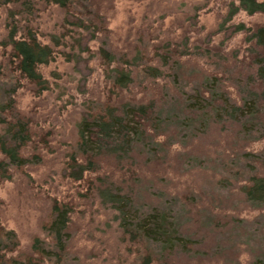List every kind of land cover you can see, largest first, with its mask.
<instances>
[{
  "label": "rangeland",
  "instance_id": "374dc122",
  "mask_svg": "<svg viewBox=\"0 0 264 264\" xmlns=\"http://www.w3.org/2000/svg\"><path fill=\"white\" fill-rule=\"evenodd\" d=\"M34 1L31 17L8 19V9L0 8V74L9 52L2 42L11 26L17 25L18 36L29 28L48 44L50 36L60 35L71 14L94 22L88 32L67 27L71 39L40 68L47 91H35L24 81L17 86L8 74L0 76V103L12 100L29 122L33 139L25 156L40 158L38 164L13 170L11 179L0 183V223L19 242L14 256L27 258L35 239L52 245L47 228L53 206H66L71 213L65 254L59 262L52 256L43 264H141L146 248L128 241L114 212L90 194L87 182L64 177L75 150L77 125L108 99L119 105L153 100L159 112L172 104L175 109V102L191 97L205 80L222 81L227 96L240 103L255 72L250 35L264 25V14L239 11L228 20L231 4L237 6L234 0H90L73 4L69 13L46 0ZM78 34L89 40L91 54L79 55L72 49ZM101 49L129 62L134 78L129 90L118 95L111 89L98 56ZM174 50L197 57L171 64L166 80L143 75L142 69L155 64L153 55ZM71 52L67 62L63 56ZM257 122L258 129L264 126L263 113ZM259 133L245 138L241 126L229 122L197 135L169 128L156 139L168 147L157 149L155 160L150 153L134 152L120 163L103 157L97 174L106 178L105 184L132 196V219L147 216L154 208L174 216L181 234L192 242V251L169 255L161 264H264V207H251L242 192L252 176L262 174L264 134Z\"/></svg>",
  "mask_w": 264,
  "mask_h": 264
},
{
  "label": "trees",
  "instance_id": "16d2710c",
  "mask_svg": "<svg viewBox=\"0 0 264 264\" xmlns=\"http://www.w3.org/2000/svg\"><path fill=\"white\" fill-rule=\"evenodd\" d=\"M46 1L69 13L73 4L90 0ZM234 1L237 6L231 4L228 20L239 11L248 16L264 14V0ZM2 7L8 9V19L12 20L15 17H31L36 12L34 0H0V8ZM12 7L14 9L11 11ZM86 16L92 19V14L86 13ZM80 19L73 14L67 17L60 28V35L50 36L48 44L41 43L37 34L29 28L24 33L21 29L22 34L18 36L17 25L9 26L7 36L2 42V47L9 48V52L5 54L0 76L2 73L8 74L17 86L24 81L32 85L35 91H47L48 83L40 68L50 64L57 54L55 49L63 47L67 43L64 42L66 39H71V32L67 31V27H74L81 32L90 31L94 20ZM242 28L240 26L238 31ZM78 37L73 42L72 49L79 55L91 54L87 47V37L82 34H78ZM250 38L254 43L250 63L255 72L253 77L248 78L250 82L242 92L240 103L237 104L227 96L222 89V81L205 80L191 97L186 96L175 102V109L172 104L167 110L163 108L164 111L159 112L161 108L158 110L153 100L147 104L119 105L112 104L108 99V104L100 107L97 112L85 114L77 125V142L67 162L64 177L71 182H87L90 194L99 198L102 206L114 212L115 220L119 221V228L128 237V241L137 242L136 244L146 248V256H142L141 264H153V260L161 264L163 259L174 253L189 254L192 251V242L181 234L179 224L171 213L154 208L147 216L132 219V196L123 194L121 188L114 184H105L106 178L97 174L100 161L103 157H113L120 163L127 160L133 152L147 155L150 153L153 161L158 153L157 149L168 147L156 139L163 135L161 133H168L169 128L190 131L191 134L196 132L194 135H197L203 134L211 125L229 122L239 124L245 138L252 133H261L264 126L258 129L257 120L264 114V25L254 30ZM175 51L153 55L152 62L155 64L142 69L143 75L152 81L166 80L171 64L179 65L182 58L197 57L188 52L180 54ZM253 54H256L255 58ZM71 56L72 52L64 54L63 57L71 62ZM98 56L106 66L105 75L113 91L119 95L133 86L134 78L128 61L118 59L103 49L98 52ZM78 63L75 62L76 65ZM251 85L255 87L248 88ZM161 127L167 130H159ZM0 129V183H3L11 179L13 170L38 164L40 158L36 154L32 157L25 156L33 138L29 122L17 112L12 100L0 103ZM263 134L264 132L259 137ZM42 147L46 148L47 145ZM260 165L262 174L252 176L242 189L245 200L256 209L264 207V159ZM70 211L66 206H53V219L47 228L52 245H45L35 239L30 248L31 255L27 258L14 256L19 242L14 232L6 231L0 223V264H43L45 259L52 256L58 262L61 261L69 239L67 226Z\"/></svg>",
  "mask_w": 264,
  "mask_h": 264
}]
</instances>
